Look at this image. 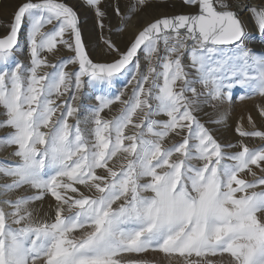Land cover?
<instances>
[{
	"label": "snow or ice",
	"instance_id": "snow-or-ice-1",
	"mask_svg": "<svg viewBox=\"0 0 264 264\" xmlns=\"http://www.w3.org/2000/svg\"><path fill=\"white\" fill-rule=\"evenodd\" d=\"M86 3L103 28L101 0ZM147 3L136 0L127 18ZM182 3L186 11L146 23L124 51L105 40L110 62H93L63 0L18 5L0 36V128L11 129L0 150L14 147L18 158L0 161V264H154L140 258L149 251L183 264L224 254L230 264H264V145L240 141L239 151H226L235 145L220 143L198 116L211 108L209 123L220 124L224 104L264 98V50L248 46L264 44V4ZM113 10L123 23L120 7ZM22 31L28 63L16 57ZM58 44L71 55L49 64ZM118 77L128 78L127 98L111 92ZM93 93L96 103H86ZM117 102L118 114L105 119ZM257 108L264 117V105ZM235 131L264 140V131ZM47 195L56 202L51 220L31 207Z\"/></svg>",
	"mask_w": 264,
	"mask_h": 264
},
{
	"label": "rangeland",
	"instance_id": "rangeland-1",
	"mask_svg": "<svg viewBox=\"0 0 264 264\" xmlns=\"http://www.w3.org/2000/svg\"><path fill=\"white\" fill-rule=\"evenodd\" d=\"M24 0H0V35H4L7 32V25L10 24L12 16L15 12L16 7L19 3ZM70 5L75 7L79 14L80 18V27L81 34L90 57L94 60L107 61L114 59V53H109L108 49L105 45V40L110 39L113 44L121 51L125 49L133 35L135 34V30L141 28L145 23L164 14H173L176 12H184L186 8L183 6L182 0H148L147 6L140 9L137 8L136 11L132 12L130 18H127L129 15V9L135 4L136 0H102L101 8L105 11L106 16L103 20L104 27L101 28L95 13V10L92 6H89L86 3V0H66ZM259 1V0H257ZM119 6L121 12L125 15L126 19L122 23L120 18L117 17L114 13V7ZM50 28L51 26H46ZM117 29H122V31H117ZM67 38V34H66ZM20 40V48L21 51H18L16 57L19 61L23 63L29 62V54L26 47V35L25 31H22L19 36ZM71 55V52L63 47V45H57V50L53 53L46 54V58L49 64L55 63L60 58H66ZM141 63L145 64L143 59V54L141 53ZM74 66L69 65L66 70H70ZM50 68L44 67L41 69V74L45 71H49ZM127 77H118L113 81V86L111 89L112 93H118L120 91L124 92V97L127 98L130 95L131 86L125 88V84L127 83ZM90 93L93 91L91 89L88 90ZM97 93H93L92 99L86 100V103L94 104L96 103L94 99V95ZM67 95V94H66ZM63 99V98H61ZM237 100V99H236ZM56 103H60V99L56 100ZM234 100L231 104H224L221 106V111L226 113L227 119L224 120L220 124L209 123L210 120H215L216 111L211 108H205L203 112L198 113V116L202 123H205L206 127H208L214 137L222 144H233L235 147L231 149H226V151H239L240 141H243L244 144H247L250 148H257L261 145H264V140L259 137H241L235 131L237 125H240L245 131H264V117L257 120L252 117V114L258 111L257 105H264V98L260 96H251L247 98L243 105L235 104ZM75 106V102H74ZM121 105L119 102L114 103L110 109H106L101 115L105 119H111L113 116L117 115L119 112ZM204 112L209 113L205 115ZM239 112L241 115L246 116V119H231L229 115L231 113ZM4 109L0 107V121L6 119V116L3 115ZM213 113H215L213 115ZM252 117V122H249V115ZM161 119H165L166 117H160ZM74 118H69V123H73ZM131 127V126H130ZM135 131V129H132ZM11 129L7 127L0 128V136L5 135L10 132ZM127 131V130H126ZM180 137H174L172 140H165V146H168L169 143L179 141ZM14 147L4 148L0 150V161L5 158L9 160H17L18 158L10 155L14 151ZM114 162L119 165L120 159L119 157L114 158ZM113 162H110V166ZM252 170L257 173V176L262 175L259 168L252 166ZM98 174H103L99 172ZM248 180H253L254 177L250 174L244 177ZM2 179V178H0ZM81 191H84L83 186L77 185ZM257 191L261 190L260 187H257ZM55 200L51 195H47L43 201L35 202L31 207L37 209L39 211V216L44 219L51 220L54 218V206ZM51 206V207H50ZM45 212H47V216H45ZM76 235H80V232H77Z\"/></svg>",
	"mask_w": 264,
	"mask_h": 264
},
{
	"label": "bare ground",
	"instance_id": "bare-ground-1",
	"mask_svg": "<svg viewBox=\"0 0 264 264\" xmlns=\"http://www.w3.org/2000/svg\"><path fill=\"white\" fill-rule=\"evenodd\" d=\"M243 2H250V3L256 4V5L264 4V0H259V1H257V0H243ZM244 23L246 25V30L247 31H249L250 33H253V34H256L257 33V31H258L257 25L254 23L253 19H251L248 15H244ZM137 30H135V32ZM248 46L251 47V48H253L254 50H256L258 52L264 50V44H262L260 42H248ZM235 101H236L235 104L243 105L244 102L246 101V99L243 100V101L237 99ZM214 114L215 113H213V115ZM247 116H250V114L247 115ZM252 117L256 118L257 120H259L260 118H263L259 114V112H257V111H255L252 114ZM229 118H231V119H241L242 120V119H246V116L241 115L239 112H236V113H231V115H229Z\"/></svg>",
	"mask_w": 264,
	"mask_h": 264
},
{
	"label": "crops",
	"instance_id": "crops-1",
	"mask_svg": "<svg viewBox=\"0 0 264 264\" xmlns=\"http://www.w3.org/2000/svg\"><path fill=\"white\" fill-rule=\"evenodd\" d=\"M140 258H146L150 261H153L154 264H183L182 259L179 258L178 255L168 257L167 255L159 251H149ZM209 259L213 260L214 264H230V260H231L228 254H224L223 257L220 256L209 257Z\"/></svg>",
	"mask_w": 264,
	"mask_h": 264
},
{
	"label": "water",
	"instance_id": "water-1",
	"mask_svg": "<svg viewBox=\"0 0 264 264\" xmlns=\"http://www.w3.org/2000/svg\"><path fill=\"white\" fill-rule=\"evenodd\" d=\"M23 2H24V1H23ZM63 2L66 3V4H68L69 6L73 7V6L70 5L66 0H63ZM21 3H22V2H21ZM17 7H18V6H17ZM17 7H16L15 11L17 10ZM73 9H74V10L76 11V13H77L78 20H79V25H78V26H79V28H80V30H81L79 14H78L77 10L75 9V7H73ZM14 13H15V12H14ZM178 13H181V12H176V13H173V14H178ZM13 16H14V14H13ZM13 16H12V19H13ZM158 17H159V16H158ZM158 17H155V18H158ZM155 18H154V19H155ZM12 19H11V21H12ZM152 20H153V19H152ZM150 21H151V20H150ZM150 21H148V22H150ZM148 22H147V23H148ZM145 24H146V23H145ZM145 24H144V25H145ZM144 25H143V26H144ZM139 29H140V28H139ZM139 29H138V30H139ZM138 30H137V31H138ZM137 31L135 32V34L137 33ZM135 34H134V35H135ZM4 35H5V34H4ZM134 35H133V37L131 38V40L134 38ZM0 36H3V35H0ZM81 36H82V34H81ZM131 40L129 41V43L131 42ZM82 41H83V38H82ZM83 43H84V41H83ZM129 43L127 44V46L129 45ZM84 45H85V44H84ZM127 46L125 47V49L127 48ZM125 49H124V50H125ZM86 50H87V49H86ZM124 50H122V51H124ZM89 56H90V55H89ZM90 58H91V57H90ZM91 59H92V58H91ZM92 60H93V62H110L112 59H111V60H107V61L94 60V59H92Z\"/></svg>",
	"mask_w": 264,
	"mask_h": 264
}]
</instances>
